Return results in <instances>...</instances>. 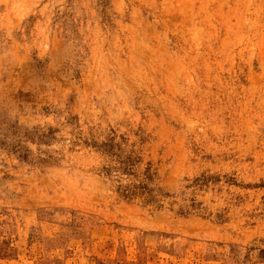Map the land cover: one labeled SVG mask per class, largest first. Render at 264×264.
Instances as JSON below:
<instances>
[{
	"label": "rangeland",
	"instance_id": "obj_1",
	"mask_svg": "<svg viewBox=\"0 0 264 264\" xmlns=\"http://www.w3.org/2000/svg\"><path fill=\"white\" fill-rule=\"evenodd\" d=\"M0 264H264V0H0Z\"/></svg>",
	"mask_w": 264,
	"mask_h": 264
},
{
	"label": "trees",
	"instance_id": "obj_2",
	"mask_svg": "<svg viewBox=\"0 0 264 264\" xmlns=\"http://www.w3.org/2000/svg\"><path fill=\"white\" fill-rule=\"evenodd\" d=\"M145 189L144 186L142 185H139V186H130L128 188H125L124 189V192L122 193L123 195H130V194H134L136 192V190H139V191H143Z\"/></svg>",
	"mask_w": 264,
	"mask_h": 264
}]
</instances>
